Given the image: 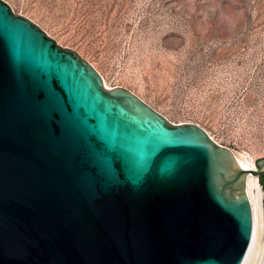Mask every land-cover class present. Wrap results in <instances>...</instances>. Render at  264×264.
<instances>
[{"label":"water","instance_id":"obj_1","mask_svg":"<svg viewBox=\"0 0 264 264\" xmlns=\"http://www.w3.org/2000/svg\"><path fill=\"white\" fill-rule=\"evenodd\" d=\"M248 173L0 0V264H241Z\"/></svg>","mask_w":264,"mask_h":264},{"label":"rangeland","instance_id":"obj_2","mask_svg":"<svg viewBox=\"0 0 264 264\" xmlns=\"http://www.w3.org/2000/svg\"><path fill=\"white\" fill-rule=\"evenodd\" d=\"M3 1L110 88L254 163L264 157V0Z\"/></svg>","mask_w":264,"mask_h":264},{"label":"bare ground","instance_id":"obj_3","mask_svg":"<svg viewBox=\"0 0 264 264\" xmlns=\"http://www.w3.org/2000/svg\"><path fill=\"white\" fill-rule=\"evenodd\" d=\"M102 78L104 86L106 88H110L103 76ZM234 155L242 168L250 169L255 167V163L252 160L246 159L237 153H234ZM246 190L252 207L253 230L249 248L241 264H261L264 259V210L262 206L263 193L257 177L250 173L247 175Z\"/></svg>","mask_w":264,"mask_h":264},{"label":"flooded vegetation","instance_id":"obj_4","mask_svg":"<svg viewBox=\"0 0 264 264\" xmlns=\"http://www.w3.org/2000/svg\"><path fill=\"white\" fill-rule=\"evenodd\" d=\"M257 179L261 182V188L263 189V195H264V175H260ZM263 205H264V201H263ZM263 246H264V235H263ZM261 264H264V259L261 262Z\"/></svg>","mask_w":264,"mask_h":264}]
</instances>
